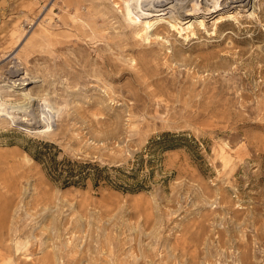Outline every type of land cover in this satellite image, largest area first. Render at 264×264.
Returning a JSON list of instances; mask_svg holds the SVG:
<instances>
[{"label": "rangeland", "instance_id": "rangeland-1", "mask_svg": "<svg viewBox=\"0 0 264 264\" xmlns=\"http://www.w3.org/2000/svg\"><path fill=\"white\" fill-rule=\"evenodd\" d=\"M134 1L0 0V264H264V0L152 44Z\"/></svg>", "mask_w": 264, "mask_h": 264}, {"label": "bare ground", "instance_id": "bare-ground-1", "mask_svg": "<svg viewBox=\"0 0 264 264\" xmlns=\"http://www.w3.org/2000/svg\"><path fill=\"white\" fill-rule=\"evenodd\" d=\"M199 0H197V2L195 0H136L134 1V5L137 9V15L139 16V18L143 19L145 17V22H146V25L144 28H140L136 31V33L140 36V37H144V39H147L149 41H147L148 43L152 44V42L156 39L158 40V42L160 41H163V39H168L169 38V34H170V31H180L181 32V29L183 30V27H179L178 26V23L181 22V21H178L181 20L180 17H187L188 15H191V14H203L204 17H206L207 15L206 14H213L216 10L218 11L220 9L219 6H214L213 7H208L206 4L209 3L207 0H200V2H198ZM226 2L223 3V4H228L229 3V6L231 5L233 8L238 6V7H245L247 8V6L250 5L251 3V0H225ZM127 2V1H126ZM219 2V1H218ZM222 4V3H221ZM195 5V6H194ZM127 8V7H126ZM68 9V8H67ZM71 9V8H70ZM135 9V8H134ZM128 10V8H127ZM126 10V11H127ZM245 10V9H244ZM130 11V10H129ZM226 14V15H225ZM130 15V14H129ZM217 16V15H216ZM133 17V16H132ZM233 18H236V14L234 13V11H227L226 13H223L221 14L217 20H216V23L218 22L219 25H222V24H227V23H231V20ZM131 19V18H130ZM205 18H199V21H200V25H204L206 24L205 23ZM198 21V20H197ZM138 22V21H137ZM140 22V21H139ZM180 24V23H179ZM189 25V27H192L193 24L195 23H187ZM183 25V24H182ZM218 25V26H219ZM143 26V25H142ZM205 26V25H204ZM207 27V26H206ZM205 29L203 26L199 28V31L200 29ZM222 28V27H221ZM91 29V28H90ZM196 29H192L191 31L193 32V38L198 36L196 34H199V32L196 31ZM190 31V32H191ZM175 33V32H174ZM201 33V32H200ZM145 34V35H144ZM215 34V33H214ZM189 37V36H188ZM154 38V40L152 39ZM191 39V38H190ZM153 40V41H152ZM160 40V41H159ZM165 40V41H166ZM192 40V39H191ZM170 40H168L169 42ZM164 42V41H163ZM161 42V43H163ZM163 45V44H162ZM169 45V44H168ZM172 42H171V45L172 46ZM153 46V45H152ZM166 46V45H165ZM169 46V47H170ZM182 47V45H181ZM197 47V46H196ZM173 50H168V52H174L172 55L176 54L177 53V47L176 46H172ZM171 48V49H172ZM180 48V47H179ZM150 51L155 49L152 47L149 48ZM160 49V48H159ZM184 50V48H182ZM181 49V50H182ZM180 50V52H181ZM182 50V51H183ZM149 50H147L148 52ZM149 51V52H150ZM157 51V49H156ZM155 51V52H156ZM161 51V50H160ZM148 52V53H149ZM161 53V52H160ZM160 53H156L158 56L160 55ZM153 54V53H151ZM156 54H154L156 56ZM180 54V53H179ZM168 54H166L167 56ZM192 55V54H191ZM161 56V55H160ZM170 56V58L172 57L171 55H168ZM179 56V55H178ZM177 56V58H178ZM108 56L106 55H103V58H102V63L103 65L106 64L108 62ZM110 57V56H109ZM174 57V56H173ZM157 58V56H156ZM155 58V59H156ZM170 58H169V61H170ZM189 59V57H186ZM199 59H201L202 57H197ZM206 59V57H204ZM172 59V58H171ZM176 59V57L174 58ZM173 59V60H174ZM184 59V58H183ZM187 59V60H188ZM191 59V58H190ZM194 59V57L192 58ZM172 60V61H173ZM202 60V59H201ZM204 60V59H203ZM202 60V61H203ZM167 61V64H168V60ZM180 61V60H179ZM201 62V61H200ZM109 63V62H108ZM132 63V62H131ZM166 63V62H165ZM164 64V63H163ZM172 64V63H171ZM107 66V65H106ZM122 67V66H120ZM113 68V67H112ZM114 69V68H113ZM120 70V68H118ZM122 69V68H121ZM112 70V69H111ZM113 71V70H112ZM199 73V72H198ZM26 79V78H25ZM110 94V93H109ZM101 104V103H100ZM39 201V200H37ZM40 203V202H39ZM45 203V202H44ZM5 213V212H4ZM1 220H0V228H3L4 226H8L9 224L5 225L6 222L8 223L7 221V217L4 216L3 214L1 215ZM10 218V217H8ZM10 220V219H9ZM10 222V221H9ZM9 229V228H8ZM129 230V229H128ZM166 232V231H165ZM9 233V232H8ZM10 235V234H9ZM137 235V234H136ZM141 235V234H140ZM5 247V246H4ZM7 249L3 248V249H0V255H2L3 253H6L7 251L11 250V249H8V247H6ZM10 248V247H9ZM149 249V248H148ZM91 250V249H90ZM89 250V251H90ZM160 250V249H159ZM12 251V250H11ZM14 251V250H13ZM13 253V252H12ZM52 253V252H51ZM74 253V252H73ZM8 254V252H7ZM11 254V253H10ZM88 256V255H87ZM89 257V256H88ZM184 257V256H183ZM63 262V261H62Z\"/></svg>", "mask_w": 264, "mask_h": 264}, {"label": "trees", "instance_id": "trees-1", "mask_svg": "<svg viewBox=\"0 0 264 264\" xmlns=\"http://www.w3.org/2000/svg\"><path fill=\"white\" fill-rule=\"evenodd\" d=\"M172 132H165L164 135H172ZM168 148L174 147V144H166ZM43 152H38L35 156L36 159H43ZM50 169V173L56 178L63 179V185L69 186L71 184L83 183L85 179L90 178L93 184L98 186L101 182H114L121 180V174L116 173L113 175L111 170H118L123 172L120 168L102 166L97 161L90 160H63L61 162H56L51 160L47 162ZM127 174V173H124ZM133 189V188H132Z\"/></svg>", "mask_w": 264, "mask_h": 264}]
</instances>
